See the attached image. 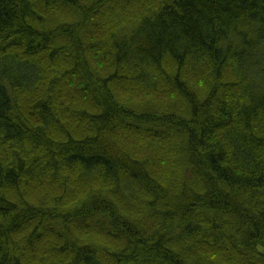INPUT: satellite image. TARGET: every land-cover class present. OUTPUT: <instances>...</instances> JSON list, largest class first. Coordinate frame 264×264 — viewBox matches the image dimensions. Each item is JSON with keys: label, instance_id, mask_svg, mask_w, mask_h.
<instances>
[{"label": "trees", "instance_id": "obj_1", "mask_svg": "<svg viewBox=\"0 0 264 264\" xmlns=\"http://www.w3.org/2000/svg\"><path fill=\"white\" fill-rule=\"evenodd\" d=\"M0 264H264V0H0Z\"/></svg>", "mask_w": 264, "mask_h": 264}]
</instances>
